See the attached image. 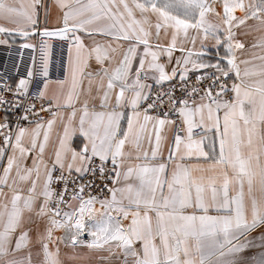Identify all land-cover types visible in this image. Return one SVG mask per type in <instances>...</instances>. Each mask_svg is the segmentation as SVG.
<instances>
[{
    "label": "snow or ice",
    "instance_id": "1",
    "mask_svg": "<svg viewBox=\"0 0 264 264\" xmlns=\"http://www.w3.org/2000/svg\"><path fill=\"white\" fill-rule=\"evenodd\" d=\"M0 46V264H264V0H0Z\"/></svg>",
    "mask_w": 264,
    "mask_h": 264
},
{
    "label": "built area",
    "instance_id": "2",
    "mask_svg": "<svg viewBox=\"0 0 264 264\" xmlns=\"http://www.w3.org/2000/svg\"><path fill=\"white\" fill-rule=\"evenodd\" d=\"M17 59H19L18 56ZM24 59L25 61L29 60L28 50L24 51ZM6 60H9L8 50H6L3 46H0V65H3Z\"/></svg>",
    "mask_w": 264,
    "mask_h": 264
},
{
    "label": "crops",
    "instance_id": "3",
    "mask_svg": "<svg viewBox=\"0 0 264 264\" xmlns=\"http://www.w3.org/2000/svg\"><path fill=\"white\" fill-rule=\"evenodd\" d=\"M94 259V258H93Z\"/></svg>",
    "mask_w": 264,
    "mask_h": 264
}]
</instances>
